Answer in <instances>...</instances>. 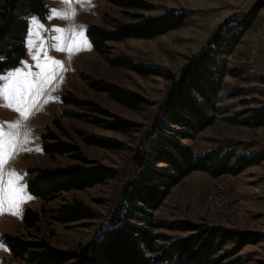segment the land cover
I'll return each mask as SVG.
<instances>
[{
  "label": "rangeland",
  "instance_id": "obj_1",
  "mask_svg": "<svg viewBox=\"0 0 264 264\" xmlns=\"http://www.w3.org/2000/svg\"><path fill=\"white\" fill-rule=\"evenodd\" d=\"M147 9L119 7L107 0H78L73 4V19H58L55 11H66L61 0H44V16H28L25 36L26 55L18 65L0 73V88L6 83L3 77L16 71H40L33 58L37 53L43 62L48 57L63 65L57 69L55 79L27 120H22L15 110L4 107L0 95V125L11 131L8 124L20 123L18 140L20 150L6 165V172H15L21 179L17 187L26 189L24 195L31 200L16 209L4 208L0 214V264H28L26 259L13 257L7 236L17 234L25 239H45L58 249L77 251L101 231L120 197L126 181L136 177L133 156L144 140L163 103L171 80L164 74L178 76L188 60L206 47L219 26L232 16L241 17L255 12L256 18L228 58V75L224 79L220 97L222 110L213 124L202 131L195 140H186L197 155L215 150L223 155L247 154L257 160L264 155V125L246 123L254 110L264 107V0H141ZM186 11L185 24L154 38H126L107 41V53L94 50L87 31L90 25L107 30H117L121 25L137 21L141 16H156L167 10ZM37 21L36 27L33 20ZM55 28L65 30L64 44L72 46L83 30L88 47L76 48L73 54L58 51L53 37L60 35ZM38 33V35H34ZM41 38L43 44H41ZM34 41L36 47H30ZM43 47L45 51H39ZM141 63L157 69L161 74H140L128 66L114 63L116 59ZM97 84V85H95ZM111 86L139 95L141 102L129 107L102 89ZM76 96L90 102L83 106L66 103L65 96ZM31 98H29V102ZM104 112H108L106 115ZM76 114H82L77 117ZM124 118L135 127L126 133L107 127L109 120ZM56 120L58 123H56ZM97 120V121H94ZM54 133L58 139L78 147L77 151L51 157L44 151L43 134ZM89 135L105 137L122 143L120 149H106L89 144ZM78 154V158L72 157ZM87 158L118 170L115 178L83 190L63 191L51 201L32 194L28 182L32 170L66 167ZM163 168L165 165H158ZM9 179L5 175L4 180ZM81 203L91 208L95 217L63 224L54 216L64 205ZM28 209L40 214L39 223L27 229L24 216ZM158 222L191 221L205 227L222 226L242 231L259 232L263 239L246 246L235 261L223 264H264V158L240 173L215 176L210 172L195 170L170 189L167 197L154 211ZM157 232L186 235L181 231L160 228Z\"/></svg>",
  "mask_w": 264,
  "mask_h": 264
},
{
  "label": "trees",
  "instance_id": "obj_2",
  "mask_svg": "<svg viewBox=\"0 0 264 264\" xmlns=\"http://www.w3.org/2000/svg\"><path fill=\"white\" fill-rule=\"evenodd\" d=\"M119 7L147 9L141 0H107ZM44 0H0V73L19 64L26 55L25 36L28 16H44ZM187 12L170 9L156 16H141L137 21L121 25L117 30L99 26L88 27V37L95 51L104 55L107 41L126 38H154L181 28ZM255 12L245 16L227 18L217 29L206 47L192 56L178 76L164 74L171 83L145 138L133 156L136 177L126 181L114 205L107 224L80 250L58 249L45 239L28 240L24 236H7L13 257L26 259L28 264H223L248 245L263 239L259 232L242 231L222 226L205 227L191 221L158 222L154 211L167 197L170 189L195 170L207 171L215 176L240 173L257 161L247 154L223 155L211 150L197 155L186 140H195L214 123L222 110L221 91L228 75V58L234 53L243 36L251 28ZM115 64L128 66L140 74H161L157 69L116 59ZM97 85V84H95ZM102 89L129 107H135L141 98L138 94L111 86ZM66 103L76 106L90 102L72 94L64 97ZM109 115L108 112H104ZM81 117L82 114H76ZM97 121V120H94ZM56 123L58 121L56 120ZM246 123L264 125V107L254 110ZM107 127L126 133L135 124L124 118L109 120ZM89 144L106 149H120L122 143L94 135L85 137ZM44 151L51 157L78 150V147L58 139L52 133L43 134ZM78 158V154H73ZM165 165L161 168L158 165ZM118 170L98 161L83 158L66 167L32 170L28 186L32 194L51 201L63 191L83 190L108 179L115 178ZM66 224L95 217L91 208L81 203L64 205L54 216ZM40 221V214L28 209L24 216L27 229ZM167 228L186 235L157 232Z\"/></svg>",
  "mask_w": 264,
  "mask_h": 264
},
{
  "label": "snow or ice",
  "instance_id": "obj_3",
  "mask_svg": "<svg viewBox=\"0 0 264 264\" xmlns=\"http://www.w3.org/2000/svg\"><path fill=\"white\" fill-rule=\"evenodd\" d=\"M61 2L65 5L67 10L63 12L54 10L51 15L58 19H73L76 15L73 4L78 2V0H61ZM32 23L36 27H42L37 24L35 19ZM53 31L60 34L53 37V40L58 42L54 44L53 47L58 51H67L68 54L71 55L76 48L88 47L83 38V30H81L79 34H75L78 39L73 42L72 46L64 44V29L55 28ZM34 35H38V33H34ZM41 44H43L42 38ZM29 46L35 48L36 43L34 41H29ZM39 51L45 50L41 47ZM33 58L37 61L36 67L40 69L39 72H13L9 76L3 77L6 83L0 88V95H2L3 99L6 101L3 106L15 110L19 113L22 120H27L30 117L38 103L39 97L43 95L47 86L55 79L57 69L63 70V65L48 57L46 52L43 62H41V57L38 53L34 55ZM29 98H31L30 102ZM7 127L11 129V131L5 132L3 130L4 125H0V214L3 213L4 208L7 206L9 209H16V211L12 212V214L15 215L18 214L19 205L31 200L32 197L23 194L26 191L24 187L16 186L21 177L15 172H6V165L20 150L18 129L21 127V124H8ZM5 175L9 176L7 181L4 180Z\"/></svg>",
  "mask_w": 264,
  "mask_h": 264
}]
</instances>
